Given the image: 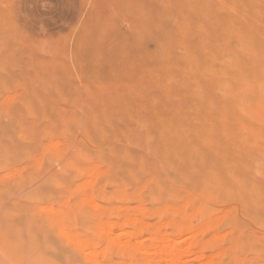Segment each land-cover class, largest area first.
I'll return each instance as SVG.
<instances>
[{"label": "rangeland", "instance_id": "obj_1", "mask_svg": "<svg viewBox=\"0 0 264 264\" xmlns=\"http://www.w3.org/2000/svg\"><path fill=\"white\" fill-rule=\"evenodd\" d=\"M0 264H264V0H0Z\"/></svg>", "mask_w": 264, "mask_h": 264}]
</instances>
